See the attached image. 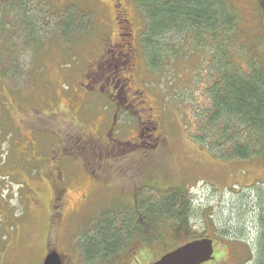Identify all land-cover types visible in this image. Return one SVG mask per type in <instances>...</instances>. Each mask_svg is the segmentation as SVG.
Instances as JSON below:
<instances>
[{"label":"rangeland","instance_id":"374dc122","mask_svg":"<svg viewBox=\"0 0 264 264\" xmlns=\"http://www.w3.org/2000/svg\"><path fill=\"white\" fill-rule=\"evenodd\" d=\"M222 2L227 29L207 36L203 49L193 43L200 35L161 37L164 58L154 67L137 7L157 138L150 148L118 153L116 167L93 177L56 149L78 128L109 138L114 107L98 92V78L86 84L82 77L89 59L113 41L107 10L90 0H0V264H41L47 247L65 254V264H102L108 238L122 241L133 229L129 223L136 225L131 199L144 219L145 207L164 205L173 190L189 200L192 232L214 242V259L206 264H264V132L257 135L259 152L248 159L213 153V136L197 139L204 113V123L213 114L206 110L208 88L223 71L256 74L264 88L259 4L207 0L206 10L220 18ZM116 116L115 142L133 140L139 122L153 125L142 112ZM231 122L233 132H245L241 122ZM243 134L238 143L247 141ZM161 222L162 234L175 224ZM122 226L127 230L115 233ZM127 246L119 255L123 264L150 263L141 245Z\"/></svg>","mask_w":264,"mask_h":264},{"label":"trees","instance_id":"16d2710c","mask_svg":"<svg viewBox=\"0 0 264 264\" xmlns=\"http://www.w3.org/2000/svg\"><path fill=\"white\" fill-rule=\"evenodd\" d=\"M132 1L145 20V37L143 38L148 42L145 50L148 56L150 54L148 61L153 67L157 65L158 56L164 58L162 55L165 50L162 49L161 52L158 49L161 37L200 35L201 38L194 40L193 43H197V48L203 49L202 44L207 41V36L211 38L224 27L227 29L225 24L229 23L223 2L221 5L222 17L215 18L216 16L210 10H206L207 0ZM257 2L264 23V0H257ZM255 75L251 77L244 75L243 78L235 70L229 69L223 71L218 82L208 88L209 96L205 99L206 103L208 102L206 110L211 111L212 109L213 114L204 123L207 112L204 113L205 116L202 117L203 121H201L199 131L201 136H197V139L206 142L208 136H213L214 139L209 143L210 150L220 157L248 159L259 152L260 142H258L257 135L262 136L264 132V88L257 84ZM231 121L241 122L245 126L243 129L245 132H233ZM242 133H244L243 136H248V139L246 142L238 143L237 138H240ZM253 137H256L258 142L256 146H253L254 143H257ZM127 144L115 142L109 138L106 140L94 137L87 129L78 128L77 134L72 138H68L67 135V138L60 142L56 151L63 156L78 159L83 169L85 168L86 172L94 176L108 173V170L116 167V164L122 160L121 157L118 159V153L125 151L129 154L132 151L130 149L132 146ZM226 145H232V147L224 149ZM238 149L244 153H236ZM58 190L55 186L54 195ZM190 211L189 200L177 190L170 191L164 205L153 204L145 207L146 213L143 219L145 234L139 233L141 224L135 221L136 225L133 226L132 220L128 227H133V229L128 234L124 233V240L115 239L112 244L111 236L108 238L109 242L105 243L104 248L99 252L102 264H123L119 255L128 247L129 243L141 245L140 248L152 255L149 257V262H154L166 252L187 243V241L203 238V236H197L192 232L189 226ZM164 217L175 224L162 234L159 229L162 228L161 220ZM125 230L127 229L122 226L121 230H116L115 233ZM92 254L94 255L93 251Z\"/></svg>","mask_w":264,"mask_h":264},{"label":"flooded vegetation","instance_id":"af4514ba","mask_svg":"<svg viewBox=\"0 0 264 264\" xmlns=\"http://www.w3.org/2000/svg\"><path fill=\"white\" fill-rule=\"evenodd\" d=\"M86 1L89 2V0ZM90 1L94 2L97 7L100 6L107 10L105 17L110 21L109 27H112L111 29L114 30V33L113 41L102 45V48L98 50L99 53L89 59L88 63L90 65L86 67L82 77L86 80V84H89L91 79L98 78V92L102 95H108L109 104L114 107V113L112 114L114 122L108 130L109 139L114 140L111 135L114 130L113 125L117 118L116 115L119 111L123 110L125 114L142 112L151 117L148 122L153 120V125H150L151 129L145 124L141 125L139 122L135 138L126 143L136 149L150 148L153 145V141L157 138L152 133L157 129V123L152 115L148 114L154 110V107L148 104L149 93L144 87L142 78V75L147 72V68L140 43L144 28H142L143 24L141 25L138 9L132 0ZM133 11L135 15H133ZM105 37L110 39L107 34ZM130 202H132L133 206L132 212L135 213L134 220L145 228L143 215L139 213L140 207L137 204V200L133 198ZM46 250L44 257L41 259V264H43V259L51 251L57 252L63 262L62 264H65V254L57 249H49L48 247Z\"/></svg>","mask_w":264,"mask_h":264},{"label":"water","instance_id":"95a60500","mask_svg":"<svg viewBox=\"0 0 264 264\" xmlns=\"http://www.w3.org/2000/svg\"><path fill=\"white\" fill-rule=\"evenodd\" d=\"M214 253V242L211 239L198 238L177 246L148 264H206L214 259ZM43 260V264L63 263L55 251L49 252Z\"/></svg>","mask_w":264,"mask_h":264}]
</instances>
